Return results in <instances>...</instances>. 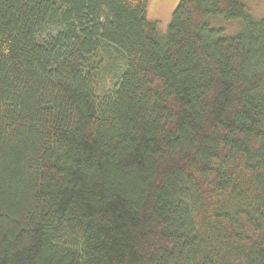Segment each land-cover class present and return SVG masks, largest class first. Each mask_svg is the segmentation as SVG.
Wrapping results in <instances>:
<instances>
[{
	"label": "trees",
	"instance_id": "obj_1",
	"mask_svg": "<svg viewBox=\"0 0 264 264\" xmlns=\"http://www.w3.org/2000/svg\"><path fill=\"white\" fill-rule=\"evenodd\" d=\"M147 3L0 0V264H264V19Z\"/></svg>",
	"mask_w": 264,
	"mask_h": 264
},
{
	"label": "rangeland",
	"instance_id": "obj_2",
	"mask_svg": "<svg viewBox=\"0 0 264 264\" xmlns=\"http://www.w3.org/2000/svg\"><path fill=\"white\" fill-rule=\"evenodd\" d=\"M246 13L253 20L264 19V0H241ZM179 0H148L146 17L155 22L160 36H164L170 22L171 14ZM210 28L219 30L221 38H232L241 30L240 20H224L222 18H208Z\"/></svg>",
	"mask_w": 264,
	"mask_h": 264
}]
</instances>
